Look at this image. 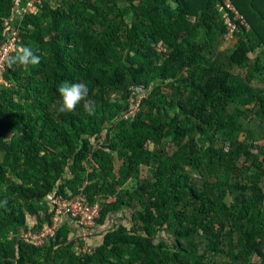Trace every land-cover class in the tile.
<instances>
[{
    "label": "trees",
    "instance_id": "16d2710c",
    "mask_svg": "<svg viewBox=\"0 0 264 264\" xmlns=\"http://www.w3.org/2000/svg\"><path fill=\"white\" fill-rule=\"evenodd\" d=\"M228 1L48 0L18 19L0 0L10 55L41 59L6 63L0 84V264H264V0ZM64 81L88 96L61 113ZM82 188L97 226H127L84 254L60 216L36 244L53 200Z\"/></svg>",
    "mask_w": 264,
    "mask_h": 264
},
{
    "label": "built area",
    "instance_id": "2783aa9c",
    "mask_svg": "<svg viewBox=\"0 0 264 264\" xmlns=\"http://www.w3.org/2000/svg\"><path fill=\"white\" fill-rule=\"evenodd\" d=\"M48 0H14V14L18 16V19H23L28 15L37 14L43 7L44 3ZM224 5L227 9H231L228 0H224ZM230 28V27H229ZM234 30L232 26L227 40L230 39L231 33ZM20 41L19 34L12 32L7 37L3 36L0 39V84H5L3 80V74L6 71V57L15 51V46ZM137 92L142 93L141 89L136 88ZM143 94V93H142ZM144 95L136 96L127 110L128 116L132 117L139 110V101ZM71 198H58L54 199L53 203L56 204V214L52 218L51 223L44 225L43 229L38 234L32 236L33 241L38 245H42L45 242L54 239L57 235L60 216L70 215L72 219L77 223V227L80 230L81 240L84 243L81 246L80 253L93 254L95 248L88 244V240L93 230L97 227V219L100 217L101 205L99 202L94 204L89 203L84 188L80 189L79 193L73 195L69 193Z\"/></svg>",
    "mask_w": 264,
    "mask_h": 264
},
{
    "label": "clouds",
    "instance_id": "9594fccd",
    "mask_svg": "<svg viewBox=\"0 0 264 264\" xmlns=\"http://www.w3.org/2000/svg\"><path fill=\"white\" fill-rule=\"evenodd\" d=\"M40 62V57L34 54L33 50L27 46L19 47L14 55L6 57V63L9 68L13 66H35ZM58 93L61 97L58 111L61 113L72 112L88 96V87L85 83H70L64 81L59 86ZM85 108L91 114V110L87 104H85ZM4 203L7 202L5 201Z\"/></svg>",
    "mask_w": 264,
    "mask_h": 264
},
{
    "label": "crops",
    "instance_id": "0c3cea01",
    "mask_svg": "<svg viewBox=\"0 0 264 264\" xmlns=\"http://www.w3.org/2000/svg\"><path fill=\"white\" fill-rule=\"evenodd\" d=\"M125 220L126 219L125 217H123L122 212L109 214L105 224L101 226H97L95 230H93L92 234L89 237L88 244L93 246L94 248H97L104 242L105 235L113 227L118 226V225L127 226V222ZM65 221L66 219L64 220V222ZM70 230L72 232L73 237H76V238L78 237L77 242L80 245L82 240L80 239L81 234H80L79 228L76 226V224L72 223L70 224Z\"/></svg>",
    "mask_w": 264,
    "mask_h": 264
},
{
    "label": "rangeland",
    "instance_id": "374dc122",
    "mask_svg": "<svg viewBox=\"0 0 264 264\" xmlns=\"http://www.w3.org/2000/svg\"><path fill=\"white\" fill-rule=\"evenodd\" d=\"M53 1H55V0H53ZM12 20H14V19H12ZM6 23H8V21H6L5 22V29H4V33H3V36H5V37H7L8 35H9V33H7L8 32V26H6ZM10 33H12V31L10 32ZM227 41H230V39L229 40H227V37L225 36V37H223V42H224V44H222V46H221V50H224V51H228L229 49H231V46L233 45V42H230V43H228ZM254 54H250L249 55V57L252 59V58H254ZM254 85L255 86H257L258 87V89L260 88V89H264V78H263V80H258V81H256V82H254ZM1 88H5V86H3V87H1ZM138 89H141V87H138ZM142 90V89H141ZM162 90V94H163V96H166V95H169V94H171V92L169 91V90H167V88H162L161 89ZM141 95H143L142 93H139V95H137V96H141ZM130 105V104H129ZM129 105H128V107H129ZM254 129H257L256 127L254 128ZM258 130V129H257ZM242 138L243 137H241L240 138V140H242ZM257 142V143H256ZM256 142H254V145H258V144H262V141L260 140V138H258V139H256ZM149 149H151V150H156L157 151V149H159L158 147H155V146H152V145H150L149 146ZM118 165H119V163L117 162L116 163V167H118ZM138 178L140 179V180H143V179H145L146 178V169L144 168V167H139V176H138ZM133 184V181L131 182V183H129L128 185H126V186H128V187H130V185H132ZM227 234H228V237L229 238H231V235H230V233L229 232H227Z\"/></svg>",
    "mask_w": 264,
    "mask_h": 264
}]
</instances>
